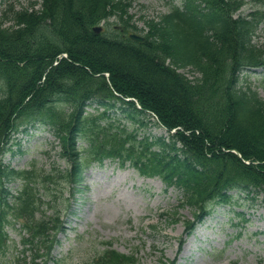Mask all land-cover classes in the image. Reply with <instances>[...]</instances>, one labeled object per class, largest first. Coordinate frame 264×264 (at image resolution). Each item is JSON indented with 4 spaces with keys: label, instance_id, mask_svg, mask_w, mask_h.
<instances>
[{
    "label": "trees",
    "instance_id": "obj_1",
    "mask_svg": "<svg viewBox=\"0 0 264 264\" xmlns=\"http://www.w3.org/2000/svg\"><path fill=\"white\" fill-rule=\"evenodd\" d=\"M34 3L15 10L12 25L0 23V264L63 262L52 253L66 229L61 210L46 214L44 206L82 190L86 170L106 158L178 189L180 206L193 209L187 233L211 204H233V190L264 204V98L239 85L243 68L264 67V43L253 40L264 9L242 14L246 0H180L139 27L133 0ZM112 16L114 33L94 30ZM133 31H143L144 40L131 38ZM189 66L199 76L180 71ZM92 102L104 110L87 111ZM117 105L138 123L153 112L168 135L139 137L116 124L108 110ZM37 123L58 138L65 166L6 165L12 134ZM14 180L21 182L17 193L8 186ZM178 214L176 208L171 221ZM16 222L27 233L25 248L7 258V225ZM102 244L95 264H137L135 254Z\"/></svg>",
    "mask_w": 264,
    "mask_h": 264
},
{
    "label": "rangeland",
    "instance_id": "obj_2",
    "mask_svg": "<svg viewBox=\"0 0 264 264\" xmlns=\"http://www.w3.org/2000/svg\"><path fill=\"white\" fill-rule=\"evenodd\" d=\"M39 1L0 0V23L12 25L15 10L32 8L33 2L37 5ZM169 1L133 0L130 12L142 27L144 19L158 18L166 13L171 5ZM256 9H264V2L246 0L240 12L249 14ZM115 20L112 17L109 24L102 25L114 33ZM253 39L256 43H264V22ZM181 71L190 78L199 76L190 66ZM240 85L250 86L264 98V67L244 68ZM121 113L114 108L112 116L116 122L136 129L141 137L167 135L166 128L150 113L141 124L128 120ZM10 144L3 161L17 169L28 168L32 163L47 169L53 165L65 166L54 147L57 144L55 136L44 125L20 127ZM8 185L16 192L21 182L11 181ZM234 193L237 195L233 204H211L210 215L186 236L183 220L193 218L192 208L180 207L178 221L170 218L181 201L179 190L166 189L159 177L141 175L130 164L121 167L118 160L106 159L87 169L82 190L73 196L65 191L62 198H54L45 207L47 213L59 208L66 224V230L59 234L61 242L56 245L54 254L56 257L66 255L61 264H93L94 256L103 249L101 241L110 240L118 250L136 254L138 264H163L166 259L175 257L176 264H264V205L253 203L242 192L235 190ZM9 230L13 246L20 251V230L11 226ZM180 239L184 241L182 246Z\"/></svg>",
    "mask_w": 264,
    "mask_h": 264
},
{
    "label": "water",
    "instance_id": "obj_3",
    "mask_svg": "<svg viewBox=\"0 0 264 264\" xmlns=\"http://www.w3.org/2000/svg\"><path fill=\"white\" fill-rule=\"evenodd\" d=\"M97 29L99 30V28H97ZM131 36H132L133 38H137V39H139V40H141V39L144 38L143 36L138 35V34H135V33H132Z\"/></svg>",
    "mask_w": 264,
    "mask_h": 264
}]
</instances>
